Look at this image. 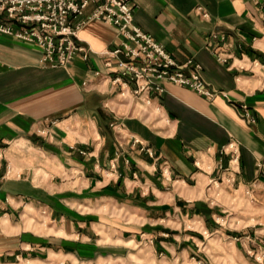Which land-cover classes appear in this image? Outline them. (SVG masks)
<instances>
[{
	"label": "crops",
	"instance_id": "0c3cea01",
	"mask_svg": "<svg viewBox=\"0 0 264 264\" xmlns=\"http://www.w3.org/2000/svg\"><path fill=\"white\" fill-rule=\"evenodd\" d=\"M132 3L135 23L201 64L217 95L165 82L151 104L122 96L106 62L124 38L109 22L80 30L88 57L67 67L0 32V264H264V15L253 0ZM231 136L236 172L221 152ZM211 178L224 180L218 196ZM220 213L254 218L228 230ZM209 236L231 255H213Z\"/></svg>",
	"mask_w": 264,
	"mask_h": 264
},
{
	"label": "built area",
	"instance_id": "2783aa9c",
	"mask_svg": "<svg viewBox=\"0 0 264 264\" xmlns=\"http://www.w3.org/2000/svg\"><path fill=\"white\" fill-rule=\"evenodd\" d=\"M253 1L264 15V0ZM92 20L113 24L124 38L111 52L112 58H118L117 63L106 62L107 67H114L116 76L112 82L120 86L122 96L131 95L151 104L153 93L166 90L165 82L185 86L210 99L217 95L203 79L201 64L192 59L178 63L162 44L135 23L132 0H0V32L37 43L43 48L40 62L51 67H67L79 53L88 57L78 38L80 30ZM219 59L227 61L223 56ZM187 68L192 70L187 72ZM243 115L255 122L247 104L243 105ZM221 152L230 155L224 170L236 172L240 159L238 140L231 136ZM258 168L264 176V161L258 162ZM231 181L235 179L228 180ZM223 182L211 178L207 187L219 195ZM246 193L255 200L253 188Z\"/></svg>",
	"mask_w": 264,
	"mask_h": 264
},
{
	"label": "rangeland",
	"instance_id": "374dc122",
	"mask_svg": "<svg viewBox=\"0 0 264 264\" xmlns=\"http://www.w3.org/2000/svg\"><path fill=\"white\" fill-rule=\"evenodd\" d=\"M154 112L156 114H158L160 116V118H161V112L159 110H157L155 108ZM215 196H218V195L215 194ZM252 201H255V200H252ZM252 203H251V201H248V210L250 212L248 210H245V213H244L245 215H249L250 213L253 214L254 211H252L253 210V204ZM218 217L220 218V221H219L220 226H224V227L228 228V230H231V229L235 230L234 228H238L237 226L242 227L243 225L248 224L249 220L254 218V216H252V215L248 219L244 218V217H237L235 214L229 216V213H220L218 215ZM252 223H254V221H252ZM212 237H213V241L212 242H214L215 240L219 239V238H217L215 236H211V237L209 236V240H211ZM218 242H219V240H217V242L214 244V247H216V248H214V250L212 251L213 255L216 256V255H220V254H223V253H226V254L229 253L228 255H231V252L228 250L227 243L223 242V244H222V242H219V243ZM192 257H197V255H192L191 259H193ZM20 264H24V263H20ZM186 264H195V260H190V262H187Z\"/></svg>",
	"mask_w": 264,
	"mask_h": 264
}]
</instances>
